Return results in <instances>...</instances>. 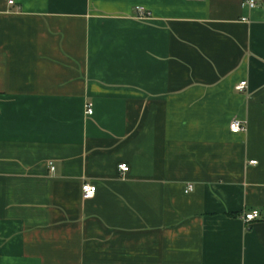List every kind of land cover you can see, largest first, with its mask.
I'll use <instances>...</instances> for the list:
<instances>
[{
    "label": "crops",
    "instance_id": "1",
    "mask_svg": "<svg viewBox=\"0 0 264 264\" xmlns=\"http://www.w3.org/2000/svg\"><path fill=\"white\" fill-rule=\"evenodd\" d=\"M14 1L0 264H264V0Z\"/></svg>",
    "mask_w": 264,
    "mask_h": 264
},
{
    "label": "built area",
    "instance_id": "2",
    "mask_svg": "<svg viewBox=\"0 0 264 264\" xmlns=\"http://www.w3.org/2000/svg\"><path fill=\"white\" fill-rule=\"evenodd\" d=\"M14 2H15L14 0H8L9 4H14ZM246 5L253 8L257 5V2H256V0H246ZM137 12L139 13V16L141 18H146L149 16V14L145 11V9L143 7H138ZM246 85H247V81H242L239 85H237V89L238 90H244L246 88ZM92 113H93V109L90 106L88 108V114H92ZM230 128H231V131L233 133H239V132H243L246 130V125H245L244 121H241L239 119H235L231 122ZM251 162L257 163V161H251ZM129 168H130L129 165L126 163H123L120 165V169L122 171L127 172L129 170ZM52 169H54V168L52 167ZM82 189H83L84 196L86 198L93 197L97 192V186L94 184H91V183H84ZM188 190H192V187H190ZM259 217H260V211L258 209H254L252 211H246L242 214V219L246 223H250Z\"/></svg>",
    "mask_w": 264,
    "mask_h": 264
}]
</instances>
